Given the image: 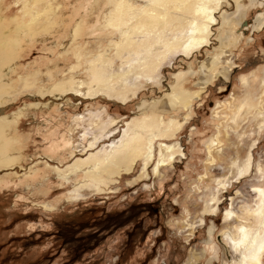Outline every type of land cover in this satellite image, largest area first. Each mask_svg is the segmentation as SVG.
<instances>
[{
	"label": "rangeland",
	"instance_id": "rangeland-1",
	"mask_svg": "<svg viewBox=\"0 0 264 264\" xmlns=\"http://www.w3.org/2000/svg\"><path fill=\"white\" fill-rule=\"evenodd\" d=\"M110 3L129 20L99 33ZM145 118L141 157L83 189L121 135L90 137ZM108 212L136 219L77 259L53 236ZM262 242L264 0H0V264H264Z\"/></svg>",
	"mask_w": 264,
	"mask_h": 264
},
{
	"label": "bare ground",
	"instance_id": "bare-ground-1",
	"mask_svg": "<svg viewBox=\"0 0 264 264\" xmlns=\"http://www.w3.org/2000/svg\"><path fill=\"white\" fill-rule=\"evenodd\" d=\"M110 6H111V3L109 5V8L107 9L108 11L107 12L104 11L102 18L100 17L102 20H101V24H98V26H99L98 32H99V30L100 31H102V30L110 31L111 29H113V27L118 28L119 31L122 32V28L120 27V25L126 24L127 21L129 20L128 16H124L123 14H122V16L121 15L116 16L117 14L122 13L121 12L123 10L122 8L125 7L124 4L118 3L117 5H113L112 8ZM96 8H95V5H93V8L91 7V10H90L91 12H88L89 10L87 11L90 16H93V14L97 12ZM114 9L116 10V12H115V14H112V11ZM86 16H83V17H86ZM118 17H120V19H118ZM76 18L77 17H75V19ZM82 21H84V20L79 19L78 22L76 21L77 24H76L75 29L80 28L79 26H80V23ZM96 32H97V29H96ZM198 45H200V44H198ZM103 71H104V68H103ZM101 78H102V76L100 77V79ZM70 93L75 94L77 96L82 95V92L80 90H77V89L71 90ZM82 119L83 118H78L75 120V122H80V120L82 121ZM161 123H160V120H157L156 118H150V119L145 118L139 122H133L131 124H128L127 128L123 129L122 131H120V130L118 131L117 127H111L107 131L104 130L101 132H95L94 136L90 137V140L88 141L89 147H94L99 142H103L105 140L111 141L112 139H116L115 138L116 135L117 136L121 135V138L119 139V141L113 140L111 144H108L107 146H105L103 148L106 150L105 151L106 153L102 152V154H100V156L101 155L103 156L102 162L104 163L103 164L104 168H98L96 170L91 169L87 173V176L89 178L88 181L93 182V185L90 186L89 182H88L85 186H83V189H86L89 191L94 190V189L95 190L98 189L99 187L97 185L101 186L103 184L102 175L104 173H107V177L114 176L115 171L114 170L110 171L109 169H113L115 166L116 167H122L123 165L127 166L131 162H135L138 158H140L141 154L144 150V146H145V144H147V142L145 141L146 134H148L149 132L152 134L153 133L155 134L156 132H160L158 127H160ZM89 125H91L94 129H96V126H94V123H91ZM98 129H102V128H98ZM100 135H102V136H100ZM150 143H151V146L148 149V155L149 156L147 157V163L146 164L152 162L153 157H154V154H153L154 151H153V146H152L151 140H150ZM72 145L73 146L70 145L71 148L67 147L69 145L66 146L70 151L69 152L70 155H73L76 151H78V152L80 151L79 149H76V151H74L75 146H76V148L79 147V143L76 142V140H75V142H72ZM167 149H168L167 153L171 152V148H167ZM160 153H161V158H160V162L158 163V169H159V167L166 166L168 163L172 162L176 157L174 155H168V158H166V156H165L166 150L163 148L161 149ZM115 158H117V160L114 162L115 164L111 163V161ZM228 215L229 214H226V217ZM226 219H228V218H226ZM226 219H225V221H226ZM263 251H264V242H262V244L259 245L256 253L257 252L261 253ZM256 253H255V255H256ZM255 258L256 257H254L252 254L250 255V259L255 260ZM246 261H248V259Z\"/></svg>",
	"mask_w": 264,
	"mask_h": 264
},
{
	"label": "flooded vegetation",
	"instance_id": "flooded-vegetation-1",
	"mask_svg": "<svg viewBox=\"0 0 264 264\" xmlns=\"http://www.w3.org/2000/svg\"><path fill=\"white\" fill-rule=\"evenodd\" d=\"M124 213V212H123ZM104 218H96L93 223H76L70 228L56 230L55 236L57 239H62L64 245H70L68 250L77 259L81 257L87 250L99 246L105 242L110 236L116 233L122 227L130 224L131 220L136 219V213L124 215L123 221H120L121 214H113L108 212ZM85 225L89 226L91 231L84 232ZM141 226V223H136L133 230H129L128 242L136 234V230ZM127 244H125L126 246Z\"/></svg>",
	"mask_w": 264,
	"mask_h": 264
}]
</instances>
